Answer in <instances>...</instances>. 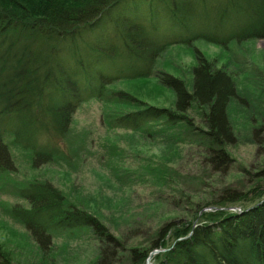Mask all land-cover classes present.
Returning <instances> with one entry per match:
<instances>
[{"label":"trees","instance_id":"1","mask_svg":"<svg viewBox=\"0 0 264 264\" xmlns=\"http://www.w3.org/2000/svg\"><path fill=\"white\" fill-rule=\"evenodd\" d=\"M199 39L226 49L264 39V0H0V175L13 168L3 126L27 145L44 135L48 143L36 153L48 160L55 153L49 143L66 138L79 105L104 98L114 109L102 116L108 130L197 148L209 172L226 171L229 148L238 141L229 116L238 97L231 74L198 51L188 81L156 71L171 46ZM138 79L156 80V100L170 90L171 106L116 87ZM167 167L146 169L155 171L158 185L169 186ZM224 192L204 205L213 211L200 208L193 221L163 225L148 247L130 251L129 264H146L156 250L152 264H264V192ZM20 195L29 208L18 204L13 215L38 244L78 230L113 241L97 216L49 182L31 183ZM100 259L95 264H107L106 255ZM0 264H13L1 247Z\"/></svg>","mask_w":264,"mask_h":264},{"label":"rangeland","instance_id":"2","mask_svg":"<svg viewBox=\"0 0 264 264\" xmlns=\"http://www.w3.org/2000/svg\"><path fill=\"white\" fill-rule=\"evenodd\" d=\"M180 37L178 34L176 38ZM197 51L217 68L226 69L237 88L238 97L229 108L238 139L229 148L230 167L217 174L209 172L197 148L142 141L136 135V139L131 138L134 133L130 131L108 130L102 116L105 110L114 109L106 98L79 105L66 138L49 143L55 153L48 160L38 158L36 153L40 152L39 144L48 143L44 135H35L31 144H23L14 129L5 125L1 134L13 168L0 175V247L13 264H95L105 255L107 264H129L132 249L148 247L166 223L193 221L200 208L213 211V207L204 205L218 201L224 190L245 193L258 187L264 192V177L260 175L264 171V39L233 42L229 49L202 39L177 43L158 59L156 71L188 81L192 77L190 68L198 64ZM116 87L126 88L151 104L171 106L168 89L159 100L151 97L157 89L154 79H138ZM31 145L36 146L34 151ZM157 163L171 168L166 175L169 186L158 185L155 171L149 174L146 169L155 168ZM34 182L51 183L71 203L93 213L113 241L73 230L72 234L56 232L54 243L48 246L38 244L12 209L18 204L29 208L20 192Z\"/></svg>","mask_w":264,"mask_h":264},{"label":"water","instance_id":"3","mask_svg":"<svg viewBox=\"0 0 264 264\" xmlns=\"http://www.w3.org/2000/svg\"><path fill=\"white\" fill-rule=\"evenodd\" d=\"M157 253H159V251H155L153 254H151V256L154 255V254H157Z\"/></svg>","mask_w":264,"mask_h":264}]
</instances>
